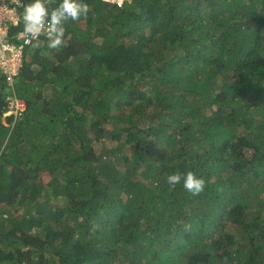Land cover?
<instances>
[{"label": "trees", "instance_id": "obj_1", "mask_svg": "<svg viewBox=\"0 0 264 264\" xmlns=\"http://www.w3.org/2000/svg\"><path fill=\"white\" fill-rule=\"evenodd\" d=\"M84 2L0 73V264H264V0Z\"/></svg>", "mask_w": 264, "mask_h": 264}, {"label": "clouds", "instance_id": "obj_2", "mask_svg": "<svg viewBox=\"0 0 264 264\" xmlns=\"http://www.w3.org/2000/svg\"><path fill=\"white\" fill-rule=\"evenodd\" d=\"M53 2L54 0H32L25 4L17 0L22 8L20 15L23 18V32L28 38L26 42L31 43L33 48L40 47L39 38L43 36L48 48L58 50L65 43V22L78 21L89 12V6L84 0H60L57 7L50 8L49 5ZM181 182L184 189L192 195L200 194L205 187V181L192 171L185 174L177 172L167 177L170 187L174 188Z\"/></svg>", "mask_w": 264, "mask_h": 264}, {"label": "built area", "instance_id": "obj_3", "mask_svg": "<svg viewBox=\"0 0 264 264\" xmlns=\"http://www.w3.org/2000/svg\"><path fill=\"white\" fill-rule=\"evenodd\" d=\"M20 2L23 3V0ZM122 2L117 3L121 5ZM21 12L17 0H0V73L8 88V110L4 116L14 115L15 119L23 117L26 110V102L18 97L15 89L27 56L25 49L31 45L26 42L28 38L23 32Z\"/></svg>", "mask_w": 264, "mask_h": 264}, {"label": "rangeland", "instance_id": "obj_4", "mask_svg": "<svg viewBox=\"0 0 264 264\" xmlns=\"http://www.w3.org/2000/svg\"><path fill=\"white\" fill-rule=\"evenodd\" d=\"M104 1H106V2H115V3H117V2H122V1H124V0H104ZM117 4H118V3H117ZM21 10H22V8H21ZM29 51H30V47L27 48V53H29ZM3 119H4V118H3ZM4 121H5V119H4ZM106 143H107V144H111V141H110V140H107ZM100 146H101V145H100ZM225 237H226V236H225ZM228 237H229V238H228ZM226 238L231 239L230 236H227Z\"/></svg>", "mask_w": 264, "mask_h": 264}]
</instances>
